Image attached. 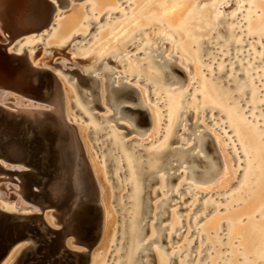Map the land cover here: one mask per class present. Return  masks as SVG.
I'll list each match as a JSON object with an SVG mask.
<instances>
[{
  "label": "rangeland",
  "instance_id": "374dc122",
  "mask_svg": "<svg viewBox=\"0 0 264 264\" xmlns=\"http://www.w3.org/2000/svg\"><path fill=\"white\" fill-rule=\"evenodd\" d=\"M255 1L257 0H160L155 6L157 2L154 0H112L106 6H97L95 0H71L72 6L57 9L54 20L47 26L37 24V20L33 18L19 17L25 30L22 36L26 37L19 48L25 45V50L34 55L35 61L48 62L46 68L54 71L58 69L60 73L63 69L71 73L85 71V74H97L102 76V81L108 77L104 73L105 69H109L107 71L113 72L111 77H116L113 84L117 85V79L120 81L119 78L123 77L122 82H130L138 87L150 110L151 123L145 118L148 128L143 132L132 130L133 125L143 126L137 122V113L134 112L132 118L125 117L124 114L115 119L117 114L111 116L113 107L105 104L103 98L105 105L88 110L86 115L82 114L74 102L77 97L74 89L79 87L77 75L61 74L65 88L71 91L69 100L72 102L67 103L66 109L69 121L76 126L75 132L81 139L82 150L79 153L83 167L99 182L100 202L105 212L103 233L99 243L93 248L94 261L101 257L96 261L99 264H161V260L165 258V264H240L246 261L264 264V260L252 253L242 228L235 229L230 222L237 213V216H241V225L264 222V213L249 216V211L246 212L247 209H252L249 191L258 187V183H254L255 179L245 185V175L253 155L247 154V142L230 125L225 110L213 105V101L206 100L202 81L205 75L211 77V74H215V81L219 85H224L223 88L232 94L237 93L229 107L236 105L247 121L259 126L264 134V38L250 33V23L261 14L260 8L251 6ZM153 6L155 10L152 11V16L156 21H149L144 13ZM192 6L194 11L204 10L201 19H206L202 23H193L195 28L205 31L196 35L200 39H208L204 47H212L207 53L202 50V59H205L203 62L195 59L187 49L178 51L177 45H183L185 38L173 31V25L183 20L185 12ZM77 11L80 12L78 24L70 30L67 39L61 42L54 40L60 24ZM222 14H226L230 27L235 28L230 35L223 34L222 28H226L223 21L214 22V17ZM232 17L235 18L231 19ZM139 27L141 29L137 30ZM130 32H136L131 40L116 53L107 54L115 46L116 40ZM12 38L11 30L0 24V42L5 43ZM226 38L234 40V45L229 47L222 42L218 43ZM237 42H240L239 45ZM150 43L152 47H161L143 49L145 44ZM148 52H160L167 57L174 54L177 57H168L180 63L183 68L180 71L174 65L172 67L177 82L163 86L152 84L151 87L148 86L150 81L141 82L145 79V73L135 70L133 66L144 63L141 57H146ZM160 57L159 55L156 59ZM183 59L185 62H182ZM26 76L27 71L23 67L15 68L8 61L0 59V104L9 103L15 108L49 109L48 105L19 92ZM144 88L152 92L149 94ZM14 91L20 95L17 96ZM253 94H256V100L253 99ZM131 96L137 102L135 91L122 92L119 106L132 103ZM91 97L88 96L89 99ZM177 100L178 106L180 105L179 118L171 122L172 105ZM95 113L100 117H95ZM185 116L187 120L184 119ZM173 122L176 123L172 128ZM201 141L202 144L199 145ZM205 141L209 142L211 149L203 148ZM261 142L264 144V140ZM173 146L192 148L178 156L176 154L179 150L170 153ZM196 151L197 156L194 155ZM188 154L191 157L204 154L207 158L214 157L218 169L216 178L208 181L187 176L189 170L197 167L190 159L182 161ZM167 161H171L170 166L167 170L162 169ZM177 163H180L177 168L172 167ZM132 164L135 167L144 166L151 173L146 175L139 173V170L135 173ZM5 166L17 171L28 170L22 162L7 163ZM160 174L162 177L158 176ZM169 174L172 175L167 183ZM22 182L16 175L13 179L0 181V210L8 208L41 213V206L30 196L22 194ZM148 182L149 186L145 188ZM33 188L37 189L36 186ZM143 192L147 193V200L141 199ZM170 195L172 197L169 198ZM49 209L45 211V216L48 214L47 217L53 224L57 217L49 214ZM96 217L101 224V212ZM209 221L211 226H208ZM135 225L142 228V233L138 237L133 234L127 239V233H132ZM158 233L160 236L157 237ZM84 239L71 232L66 241L71 249L82 250L83 246L80 245ZM147 242L150 243L142 252L141 262H132L130 255L136 256L140 247ZM45 244L39 241L19 263L44 264ZM94 261L92 264H96Z\"/></svg>",
  "mask_w": 264,
  "mask_h": 264
},
{
  "label": "water",
  "instance_id": "95a60500",
  "mask_svg": "<svg viewBox=\"0 0 264 264\" xmlns=\"http://www.w3.org/2000/svg\"><path fill=\"white\" fill-rule=\"evenodd\" d=\"M9 2L12 7L13 22L9 29L13 38L5 43L0 42V59L8 61L15 68L23 67L27 71V76L19 92L50 108H11L0 104V181L13 179L15 175L21 178L22 194L30 196L42 210L41 213L0 210V264L15 249L17 250L13 264H19L29 253V249L39 241L46 243L44 264H92L93 248L99 243L103 233L105 212L100 202V194L86 191L88 179L79 153L80 143L73 138L71 129L75 130V126L69 121L66 109L67 103L71 100H69L70 96L64 98L60 94V84L64 86L60 76L61 74L74 77L77 75L79 87L75 89L77 97L74 102L79 106L82 114L96 106H103L102 98H104L103 102L113 107L111 116L117 114L115 119L124 114L131 116L134 112L137 113V122L143 126L133 125L132 130L143 132L148 128L146 119H149L151 123L150 112L139 88L130 82H122L123 77H120L119 83L114 85L116 77H111L113 72L105 70L104 73H107L108 77L102 81V76L97 74L71 73L63 69L60 73L58 69L54 71L34 65L25 50L26 46L22 45L19 48V44L25 37L14 43L24 34V27L19 22V17L33 18L37 20L35 21L37 24L44 23L47 26L54 18L52 6L56 2L54 0H9ZM162 59L168 64V72H173V64L167 63L168 60L163 57ZM175 67L183 71L178 66ZM65 91H67L66 88ZM131 91L137 93V102H134L135 98L132 97L130 98L132 103L119 106L122 92ZM89 95L92 99L88 98ZM91 102L94 104H90ZM65 110L68 120L64 115ZM94 116L100 117L98 113ZM116 126H123V124H116ZM200 144L202 141L199 142ZM190 147L192 146L174 147L170 153L179 150L176 155H180ZM203 148L211 149L208 141L204 142ZM194 155L197 156L198 152ZM196 156L188 155L182 160L190 159L192 164L197 165L196 168L187 172V176L191 173L192 177L198 180H206L217 172L214 157L207 158L206 154ZM12 162H22L28 170L17 171L5 166ZM170 164L171 161H167L162 169H167ZM179 165L180 163H177L172 167L177 168ZM204 165L208 168H204ZM142 173L148 175L151 170L143 169ZM171 175L167 176V183L170 182ZM148 186L149 182L145 184V188ZM74 194L78 196L76 202H73ZM147 198V193L143 192L141 199L147 200ZM49 208H53L49 212L57 217L54 222L58 227L48 224L45 220V211ZM99 212L102 214L101 224L96 217ZM143 213H146V210H143ZM133 228L132 233H127V239L133 234L142 233V228L137 225ZM71 232L85 238L82 242L84 249L73 250L68 246L66 240ZM158 236H160L159 233ZM149 243H144L136 256L130 255L132 262L139 263L142 252Z\"/></svg>",
  "mask_w": 264,
  "mask_h": 264
},
{
  "label": "bare ground",
  "instance_id": "6f19581e",
  "mask_svg": "<svg viewBox=\"0 0 264 264\" xmlns=\"http://www.w3.org/2000/svg\"><path fill=\"white\" fill-rule=\"evenodd\" d=\"M56 2L55 5H53V11H54V14L57 12V9H66V8H69L71 7L72 5V2L71 0H54ZM109 1H112V0H95V3L97 6H106L107 3H110ZM156 4H154L155 6L159 3L160 0H154ZM170 2L171 1H176V0H169ZM168 4V3H167ZM164 5V4H163ZM253 6L257 7V8H260L261 9V14L259 16L258 19L252 21L250 23V33L254 36H257V37H263L264 38V0H257L255 1V3H253ZM222 7V5L220 6V8ZM154 6L153 7H150L149 10L144 13V16H152V14L154 12H152L153 10H155ZM218 8V7H217ZM11 10H12V7L10 6V2L9 0H0V24L2 27H10L11 25H13V22H12V14H11ZM60 12V11H59ZM186 13V12H185ZM225 13V12H223ZM223 15H226V14H222V15H218V16H215L216 18L217 17H220V16H223ZM80 17V12L77 11V12H74V14H72V16H70L69 19H66L64 20L63 24H60V29L56 32L57 34H55V36L53 37L54 40L56 41H64L67 39V36L69 35V32L70 30L74 29V27L77 26L78 24V19ZM54 20V19H53ZM52 23V22H51ZM179 23V22H178ZM44 24V23H43ZM45 25V24H44ZM52 25V24H51ZM24 26V25H23ZM26 28V27H25ZM44 28V27H43ZM29 29V28H28ZM38 29V28H37ZM40 29V28H39ZM49 29V28H47ZM24 30V29H23ZM25 31V30H24ZM47 31V30H46ZM30 32V31H29ZM33 32V31H32ZM31 32V33H32ZM35 32V31H34ZM37 32V31H36ZM42 32V31H41ZM40 32V33H41ZM26 33V32H25ZM39 33V34H40ZM29 34V33H28ZM35 34V33H33ZM38 34V33H37ZM11 35V34H10ZM9 36V35H8ZM36 36V35H35ZM23 37V36H22ZM21 37V38H22ZM20 38V39H21ZM26 38V37H25ZM151 38V37H150ZM18 41V40H17ZM21 47V46H20ZM34 47V46H33ZM27 49V48H26ZM155 51V50H154ZM28 55L29 57L31 58L32 62L34 65L36 66H44L46 67L47 65H49L48 62H45V61H42L40 60L39 61H35L34 60V55L29 53L28 52ZM68 59L70 60V57H68ZM42 61V62H41ZM56 62V61H55ZM235 62V61H233ZM232 62V63H233ZM248 62V61H247ZM106 64V63H105ZM5 65V64H4ZM3 65V66H4ZM57 66V65H56ZM6 67V66H5ZM247 67V66H246ZM58 68V67H57ZM7 70V69H6ZM60 70V69H59ZM106 70V69H105ZM109 70V69H107ZM85 72V71H84ZM248 72V71H247ZM246 72V73H247ZM94 75V74H93ZM122 76V75H121ZM61 77V76H60ZM71 78V77H70ZM105 79V78H104ZM103 79V80H104ZM71 82V81H70ZM73 82V81H72ZM117 82L118 79H117ZM247 83V82H246ZM140 84V83H139ZM191 87V86H190ZM60 94L63 95L64 98H68L70 95H71V91L68 90V91H65V88L63 86V84L61 83L60 84ZM67 88V87H66ZM187 88V87H186ZM146 89V88H144ZM190 89V88H189ZM75 90V89H74ZM143 90V89H142ZM148 90L149 94L151 93V90L150 89H146ZM150 90V91H149ZM169 91V90H168ZM208 91H209V86L205 85L204 86V89H203V92H205V98H206V95H208ZM13 92V91H12ZM143 92V91H142ZM14 93H16L14 91ZM18 94V93H16ZM146 94V93H145ZM20 94H18L17 96H19ZM16 96V95H15ZM168 96H170V94H168ZM167 96V97H168ZM129 97V96H128ZM132 97V96H131ZM146 97V96H145ZM92 98V97H91ZM123 98V97H122ZM127 98V97H126ZM148 98V96L146 97ZM104 99V98H103ZM167 99V98H166ZM180 99V98H179ZM123 100V99H122ZM131 100V99H130ZM129 100V101H130ZM143 100H145L143 98ZM147 100V99H146ZM154 100V99H153ZM207 101H209L207 98H206ZM103 101V100H102ZM105 101V100H104ZM127 101V100H126ZM178 102L179 100L177 101H174L173 103V107L171 109V118H173L172 121H177L178 118H179V111H180V105L178 106ZM206 102V101H205ZM69 103V102H68ZM103 103V102H102ZM129 103V102H128ZM146 103V102H145ZM177 103V105H176ZM2 105H5V106H8V107H11V108H15L13 107L12 105H10L9 103H2ZM105 105V104H103ZM109 105V104H108ZM127 105V104H126ZM16 108H20V107H16ZM81 108V107H80ZM68 109V107H67ZM61 111V109L59 108V112ZM91 111V110H90ZM97 111V110H96ZM150 111V110H149ZM69 112V111H68ZM113 113V112H112ZM182 114V113H181ZM65 117L67 118V115H66V110H65ZM86 115V114H85ZM116 115V114H115ZM114 115V116H115ZM158 115V114H156ZM204 116V115H203ZM79 117V116H78ZM86 117V116H85ZM126 117V116H125ZM186 117V116H185ZM69 118V117H68ZM67 118V120H68ZM87 118V117H86ZM94 118V117H93ZM130 118H132L130 116ZM183 119V118H182ZM187 120V119H186ZM132 121H135V120H132ZM170 121V120H169ZM69 122V121H68ZM71 122V121H70ZM102 122V121H101ZM169 122V125H171ZM211 122V121H210ZM133 123H136V122H133ZM174 123L176 122H173V126L172 128L174 127ZM186 123V122H185ZM101 124V123H100ZM99 124V125H100ZM103 124V123H102ZM108 124V123H107ZM111 124V122H110ZM160 124V123H159ZM187 124V123H186ZM194 124V123H193ZM74 125V124H73ZM109 125V124H108ZM138 126V124H136ZM195 125V124H194ZM101 126V125H100ZM116 126V124H115ZM185 126V125H184ZM76 127V126H75ZM109 127V126H108ZM150 127V126H149ZM182 128V126H180ZM72 128V127H71ZM98 128V127H97ZM186 128V127H185ZM102 129V128H101ZM100 129V130H101ZM171 129V128H170ZM169 129V131H170ZM96 130V129H95ZM103 130V129H102ZM158 130V129H157ZM175 130V129H174ZM106 131V130H105ZM71 132H72V135H73V138H75V140H77L80 144H81V139L78 138L77 134L75 133V130L72 128L71 129ZM81 132V130H80ZM139 132V131H138ZM187 132H190V131H187ZM100 133V131H99ZM82 135V134H81ZM100 135V134H99ZM124 135V134H123ZM240 135L242 137V140L243 141H246L247 142V146L245 147V150L247 152L248 155H253V158L252 160L250 161L249 163V170L247 171V174L245 175V179L247 180L245 185H248V183L255 179L254 183L257 184L258 183V187L256 190H250L249 193L251 194V197L249 198V201L251 200L252 204V209H247L246 212H249L247 213L249 216H257V214H261V213H264V144L260 141L259 137L257 136L256 132H254L252 129H248L246 127H244L243 129V132L240 131ZM81 137V136H80ZM84 137V136H83ZM102 137V136H101ZM110 138V137H109ZM108 138V139H109ZM167 138V137H166ZM113 139V138H112ZM170 139V138H169ZM193 139V138H192ZM111 140V139H110ZM114 140L116 141L117 138L115 137ZM82 141H84L82 139ZM114 141V142H115ZM83 143V142H82ZM85 143V142H84ZM113 143V142H112ZM114 144V143H113ZM131 145V144H130ZM161 145V144H160ZM115 146V144H114ZM164 146V145H163ZM198 146V144H197ZM131 147V146H130ZM159 147V146H158ZM174 147V146H173ZM177 147V146H176ZM182 147V146H181ZM216 147V146H215ZM81 148V147H80ZM126 148V147H125ZM160 148V147H159ZM192 148V147H191ZM190 148V149H191ZM84 149V148H83ZM217 149V148H216ZM82 150V149H80ZM132 150V148L130 149ZM161 150V149H160ZM160 150L157 152V154H159ZM168 150V149H167ZM154 151V150H153ZM167 152V151H166ZM166 152H164L166 154ZM191 152V151H190ZM197 152V151H196ZM195 152V153H196ZM82 153V152H81ZM192 153V152H191ZM193 154V153H192ZM187 155V154H186ZM189 155V154H188ZM81 156V155H80ZM120 156V155H118ZM203 156V155H201ZM149 157V156H148ZM120 158V157H119ZM157 158V157H156ZM150 159V158H149ZM148 160V159H147ZM156 160V159H155ZM219 160V159H218ZM88 161V159H87ZM112 161V160H111ZM114 161V160H113ZM144 161V160H143ZM187 161V160H186ZM89 162V161H88ZM149 162V161H147ZM163 162V161H162ZM164 164V163H163ZM160 165V164H159ZM162 165V164H161ZM163 166V165H162ZM206 166V165H205ZM90 167V165H89ZM132 168H133V171L136 173L137 172V169L133 164H132ZM157 168V167H156ZM205 168V167H204ZM208 168V167H206ZM167 170V169H166ZM94 171V170H92ZM111 172V171H110ZM85 175H86V178L88 179V186H87V190L88 193L90 192H93L94 194H101L100 193V189H99V185L96 180H94L93 177H91V175L89 174V171L88 169L85 167ZM186 173V172H185ZM95 174V173H93ZM191 174V173H190ZM159 177L161 176L158 175ZM76 177V176H75ZM96 177V176H95ZM162 177V176H161ZM82 178V177H81ZM97 179V178H96ZM161 179V178H160ZM78 180V178H77ZM162 180V179H161ZM115 184V183H114ZM185 184V183H184ZM181 188V187H180ZM195 191V190H194ZM112 192V191H111ZM116 193V192H115ZM176 193V192H175ZM210 193V192H209ZM212 194V193H211ZM170 197V196H169ZM78 196L77 194H74V197H73V202H76ZM142 206V205H141ZM148 206V205H147ZM196 206V205H195ZM251 206L249 208H251ZM2 208V206H1ZM2 209H6L5 207L2 208ZM8 209V208H7ZM159 209V208H158ZM48 210V209H47ZM50 210V209H49ZM52 210V209H51ZM50 210V211H51ZM160 210V209H159ZM136 211V210H135ZM180 211V210H179ZM140 213V212H138ZM46 214V213H45ZM50 214V213H49ZM143 214V213H142ZM238 214V213H237ZM237 214H235V217H232V219H230V222L233 224V227L236 229L237 227H240L242 228V232L246 235V238H247V244L249 246H251V249H252V253L257 255L258 257H262L263 260H264V222H250L248 224H246L245 226L244 225H241L239 224V222L241 221V216H237ZM48 215V214H47ZM47 215L45 216V220L48 224H52L50 222V220L48 219ZM137 215V214H136ZM141 215V214H139ZM144 215V214H143ZM53 216V214H52ZM53 217H56V216H53ZM147 218V216H146ZM200 218V217H199ZM55 219V218H54ZM56 220V219H55ZM54 221V220H53ZM213 222V221H212ZM215 222V221H214ZM100 223V222H99ZM210 224H208V226L210 225L211 226V221H209ZM53 226L55 225V223L52 224ZM57 227V224L55 225ZM126 226V225H125ZM127 228V227H126ZM160 233V232H159ZM71 234V233H70ZM138 237V235L136 236ZM76 238V237H75ZM80 238V237H79ZM81 239V238H80ZM77 240V239H76ZM138 240V238H137ZM78 241V240H77ZM72 242H70V245H71ZM79 243V242H78ZM82 243V242H81ZM133 243V242H132ZM120 244V243H118ZM82 246V245H80ZM247 246V245H246ZM248 246V248H249ZM72 248V247H71ZM104 248V247H103ZM193 248V247H192ZM77 249V248H75ZM83 249V248H82ZM250 249V248H249ZM16 250H13L9 255V258L7 261H5L4 264H13V261L15 259V256H16ZM81 250V249H80ZM132 252V251H131ZM130 252V253H131ZM152 253V252H150ZM123 254V252H122ZM144 255V254H143ZM150 255V254H149ZM153 255V254H152ZM126 256V255H125ZM160 257V256H159ZM101 257H97L95 258V263L97 264L99 259ZM6 260V259H5ZM13 260V261H12ZM185 260V259H184ZM93 262V263H94ZM141 262V261H140ZM160 262V261H159ZM166 262V259L164 260H161V264H165ZM20 264V263H19ZM99 264V263H98Z\"/></svg>",
  "mask_w": 264,
  "mask_h": 264
},
{
  "label": "flooded vegetation",
  "instance_id": "af4514ba",
  "mask_svg": "<svg viewBox=\"0 0 264 264\" xmlns=\"http://www.w3.org/2000/svg\"><path fill=\"white\" fill-rule=\"evenodd\" d=\"M227 1V0H226ZM251 6H253V4H251ZM194 6H192L186 13H185V18L181 21H179V23H176L173 31L176 35L180 36L181 38H185V41L183 43V45H177V49L178 51H180L181 49H187L188 51L192 52V55L195 59L197 60H202L205 61V59H202L203 54L201 53L202 50L205 51V53H207L212 47L211 46H205L204 44L205 42H208V39H200L199 37H197V33H205V31H201L198 30L197 28L194 27L193 23H202L204 20L206 19H201L202 18V11L197 12L194 11ZM147 20L149 21H156V19L153 16H146ZM235 17H232L231 19H233ZM223 21L224 22V26H226V28H222L223 34L226 35L229 33L232 34L234 31V27H230L231 25L228 24L229 19L226 18V15L220 16V17H214V22H219V21ZM141 27L137 28V30H140ZM136 34V32H130V33H125L124 36H122L121 38H119V40L115 41V46L112 47L111 50H109L107 52V54H113L116 53L122 46H124V44H126L129 40L132 39V37ZM214 36V34L212 35V37ZM257 37V36H255ZM263 38V37H262ZM212 39V38H211ZM222 42L223 45L225 46H233L235 41L232 39H222L221 41H218V43ZM240 42H237V45H239ZM158 48L161 46H157ZM157 47H152V43L150 44H145L143 46V49L146 48H153V49H157ZM181 50V51H182ZM157 53L160 52H155L154 54L148 52L146 54V57H141V60L144 61V63L140 64V65H134L133 68L137 71H143L145 73V79L141 80V82L143 81H150V83L148 84L149 87H151L152 84H158L160 86H163V84H172L177 82V78L174 76L173 72H168V64L165 63V61L162 59L165 58L166 60H168L167 63H171L174 66H178L179 68L183 69L181 67V64L176 62L175 60L169 59V56H174L175 59L177 58L174 54H169V56H162V54L160 53L159 55L161 56L159 59H156ZM182 62H185V60L183 59ZM189 64V63H186ZM205 79V80H204ZM204 79L202 80L204 82V86L207 85L209 86V91H208V95H206V98L209 101H213V105L225 110L226 115L229 118V123L230 125L235 129V131L237 132V134L239 136L240 135V131L243 132L244 127L246 128H250L252 129L254 132H256L257 136L259 137L260 141L264 140V134L262 133L261 129L259 128V126H254L252 124V122H248L247 118H245L238 110H237V106L234 105L231 107L230 104L233 100V97L236 94H232L230 92H228L227 89H224L223 86L224 85H219L218 81H215V74H211V77H208L207 75H205ZM152 92V91H151ZM256 98V94H253V99ZM256 100V99H255ZM180 156V155H178ZM153 160V159H152ZM151 160V161H152ZM137 172L139 170V173H142L143 169H146L144 166H138L137 165ZM189 176H192L191 174ZM217 176V172L214 173L213 175H211L209 178H207L206 180L208 181H212L216 178ZM140 184V183H139ZM138 184V186H139ZM139 193V192H138ZM138 195V194H137ZM258 215V214H257ZM260 260H263L262 257H258ZM165 258H163L162 260H164ZM251 264L252 262H243L240 264Z\"/></svg>",
  "mask_w": 264,
  "mask_h": 264
}]
</instances>
